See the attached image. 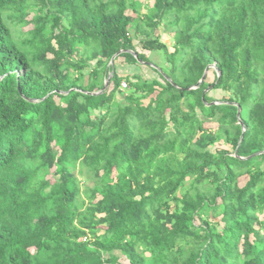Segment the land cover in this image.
<instances>
[{
    "label": "trees",
    "instance_id": "trees-1",
    "mask_svg": "<svg viewBox=\"0 0 264 264\" xmlns=\"http://www.w3.org/2000/svg\"><path fill=\"white\" fill-rule=\"evenodd\" d=\"M261 152L264 0H0V264H264Z\"/></svg>",
    "mask_w": 264,
    "mask_h": 264
},
{
    "label": "rangeland",
    "instance_id": "rangeland-1",
    "mask_svg": "<svg viewBox=\"0 0 264 264\" xmlns=\"http://www.w3.org/2000/svg\"><path fill=\"white\" fill-rule=\"evenodd\" d=\"M141 2H143V0H140ZM144 11V10H143ZM32 16V15H31ZM31 18V17H30ZM32 28H33V26L30 24L29 26H26V27H22V26H17V27H14V26H12V31L15 33V35L16 36H24V37H28L27 35H26V33L28 32V31H30V30H32ZM160 32H161V40H162V42H166L167 44H168V46H170V50L172 51L173 49L171 48V41H170V37H169V35L167 34V32H166V27L163 25V26H161V28H160ZM152 59H154L156 62H159V59L158 58H156V57H152ZM120 64H122V63H118V67L120 68V70H121V72H120V75L121 76H123V77H125V76H131V75H133L134 74V70L131 68V67H128V66H125L124 64V66H122V65H120ZM159 70V69H158ZM140 75H144V77L145 78H148L149 76H151V77H156L154 74H153V72L152 71H147V70H143V69H141L140 70ZM149 73V74H148ZM155 73V72H154ZM156 74V73H155ZM214 74H215V72H214V70H210L209 72H208V83H212L213 82V80H214ZM157 75V74H156ZM210 90V89H209ZM207 91V90H206ZM206 91H205V93H206ZM210 96L212 97V98H214L215 100H217V101H221L223 98H225V93L224 92H218V91H212L211 93H210ZM120 98L121 97H119V100H120ZM148 102V100L147 101H145V104ZM214 103V102H213ZM213 103H211V104H213ZM217 104H219V103H217ZM206 127L207 128H209V129H211V130H216L217 129V125L215 124V123H211V124H207L206 125ZM222 148H224V149H226V150H228V147H224V146H222ZM191 182V181H190ZM246 182H247V177H243V178H240L239 179V186L240 187H243L245 184H246ZM86 184H88V185H92V183H89V182H87ZM186 188H190V183H187V185H186ZM201 191H202V187L201 186H199L198 187ZM178 195H179V193H178ZM220 219H218L217 221H219ZM195 224L196 225H198V221H196L195 222ZM219 225H220V229H221V227L223 226V224L222 223H219ZM119 264H130L125 258H121V260H120V262H119Z\"/></svg>",
    "mask_w": 264,
    "mask_h": 264
},
{
    "label": "water",
    "instance_id": "water-1",
    "mask_svg": "<svg viewBox=\"0 0 264 264\" xmlns=\"http://www.w3.org/2000/svg\"><path fill=\"white\" fill-rule=\"evenodd\" d=\"M121 54H122V52L116 54V55L112 58V60H111V62H110V65H111L113 68L115 67V60H116V58L119 57ZM211 68H212V69H216V66H215V65H213V66H209V67L206 69V71H205V73H204V75H203L201 81L198 83V86H199L202 82H204V80L206 79L207 74H208V72H209V70H210ZM113 74H114V72H112L111 74H109V76L107 77V80H106V82H105L104 88H103L100 92H98V93H91V95H101V94H103L104 92H106V91L108 90L109 86H110V83H111V80H112ZM193 89H194V88H193ZM208 91H209V90H207L206 93H207ZM210 105H217V103L214 102L213 104H210ZM241 112H242V109H241V107L238 106L237 118H238V121H239L240 125H241L242 128H243V133H242V136H241V138H240V142H239V144H241V142H242V140H243V138H244L245 132H246V128H245L243 122L241 121ZM236 153H237V152H236ZM261 155H264V152L257 153V154H255V155L251 156L250 158L258 157V156H261ZM250 158H241V160H248V159H250Z\"/></svg>",
    "mask_w": 264,
    "mask_h": 264
},
{
    "label": "built area",
    "instance_id": "built-area-1",
    "mask_svg": "<svg viewBox=\"0 0 264 264\" xmlns=\"http://www.w3.org/2000/svg\"><path fill=\"white\" fill-rule=\"evenodd\" d=\"M122 89L125 90V89H128V84L123 82L122 83Z\"/></svg>",
    "mask_w": 264,
    "mask_h": 264
}]
</instances>
